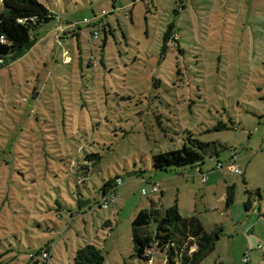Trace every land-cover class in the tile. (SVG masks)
Masks as SVG:
<instances>
[{"label": "rangeland", "instance_id": "obj_1", "mask_svg": "<svg viewBox=\"0 0 264 264\" xmlns=\"http://www.w3.org/2000/svg\"><path fill=\"white\" fill-rule=\"evenodd\" d=\"M40 1L54 17L0 65V264H71L87 242L164 264L133 254L131 221L174 203L217 231L198 264H264V0ZM188 132L202 160L155 169Z\"/></svg>", "mask_w": 264, "mask_h": 264}, {"label": "trees", "instance_id": "obj_2", "mask_svg": "<svg viewBox=\"0 0 264 264\" xmlns=\"http://www.w3.org/2000/svg\"><path fill=\"white\" fill-rule=\"evenodd\" d=\"M53 17L54 14L40 0H0V65L7 62L8 56L15 58L28 49L36 40L34 31L37 27ZM170 33L171 25H168L163 34L164 42L168 40ZM215 127L225 128L227 125L217 122ZM187 141L178 147L153 153V167L162 169L201 161L202 150L210 143L192 137L189 132ZM87 157L92 159L88 155ZM116 184V180H106L101 186L102 193L107 194L108 189ZM232 193L233 184H227L225 206L232 201ZM150 222L156 224L152 234L139 231L140 226ZM131 225L133 254L148 261L152 252L155 254L153 247H157L166 253L164 264H198L212 250L213 234L217 232L216 229L206 231L194 215L181 216L175 203L159 213L152 207H142L136 212ZM243 263L246 264L245 261ZM71 264H104V255L97 245L87 242L76 249Z\"/></svg>", "mask_w": 264, "mask_h": 264}, {"label": "built area", "instance_id": "obj_3", "mask_svg": "<svg viewBox=\"0 0 264 264\" xmlns=\"http://www.w3.org/2000/svg\"><path fill=\"white\" fill-rule=\"evenodd\" d=\"M95 34H97V33H95ZM65 57H68V56H65ZM68 59H66V60H68ZM216 166L220 167L221 162L220 161L216 162ZM228 168H229V170H232L234 172H238V173L240 172V169L236 165H234L232 162L228 163ZM119 180H120V178L117 177L116 183L119 182ZM157 189H158V185H156V183L153 182L152 183V190L156 191ZM145 192H146L145 188H142V193H145ZM116 196L117 195L115 193H110L109 196L107 194H103L101 200L98 202L99 206H106L111 201H113L114 204H117V202L115 201ZM43 255H46V253H44ZM154 255L155 254L152 252L148 261H152L154 258ZM242 261L247 262V259L244 256H242Z\"/></svg>", "mask_w": 264, "mask_h": 264}]
</instances>
